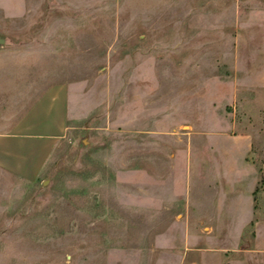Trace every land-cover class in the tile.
<instances>
[{
    "label": "rangeland",
    "instance_id": "obj_1",
    "mask_svg": "<svg viewBox=\"0 0 264 264\" xmlns=\"http://www.w3.org/2000/svg\"><path fill=\"white\" fill-rule=\"evenodd\" d=\"M0 40V135L66 91L0 264H264V0H0Z\"/></svg>",
    "mask_w": 264,
    "mask_h": 264
},
{
    "label": "crops",
    "instance_id": "obj_2",
    "mask_svg": "<svg viewBox=\"0 0 264 264\" xmlns=\"http://www.w3.org/2000/svg\"><path fill=\"white\" fill-rule=\"evenodd\" d=\"M66 132V91L47 90L14 125L12 132L0 135V166L25 175L38 170L47 147L56 145Z\"/></svg>",
    "mask_w": 264,
    "mask_h": 264
},
{
    "label": "water",
    "instance_id": "obj_3",
    "mask_svg": "<svg viewBox=\"0 0 264 264\" xmlns=\"http://www.w3.org/2000/svg\"><path fill=\"white\" fill-rule=\"evenodd\" d=\"M1 44H3V41H2V40H0V45H1Z\"/></svg>",
    "mask_w": 264,
    "mask_h": 264
}]
</instances>
